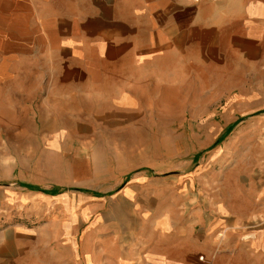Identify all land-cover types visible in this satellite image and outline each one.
<instances>
[{
    "label": "rangeland",
    "instance_id": "rangeland-1",
    "mask_svg": "<svg viewBox=\"0 0 264 264\" xmlns=\"http://www.w3.org/2000/svg\"><path fill=\"white\" fill-rule=\"evenodd\" d=\"M220 109L183 94L141 116L23 113L21 129L0 132V264H88V229L108 221L132 248L144 216L170 241L189 235L193 264H264V120ZM139 190L148 199L125 201Z\"/></svg>",
    "mask_w": 264,
    "mask_h": 264
},
{
    "label": "crops",
    "instance_id": "crops-1",
    "mask_svg": "<svg viewBox=\"0 0 264 264\" xmlns=\"http://www.w3.org/2000/svg\"><path fill=\"white\" fill-rule=\"evenodd\" d=\"M183 94L219 103L229 122L264 120V0H0V132L21 129L23 113L47 122L97 108L141 116ZM123 197L148 199L143 190ZM139 221L150 225L132 248L108 221L88 229V264H100L90 253L99 238L101 264H193L189 235L173 242L156 218Z\"/></svg>",
    "mask_w": 264,
    "mask_h": 264
},
{
    "label": "built area",
    "instance_id": "built-area-1",
    "mask_svg": "<svg viewBox=\"0 0 264 264\" xmlns=\"http://www.w3.org/2000/svg\"><path fill=\"white\" fill-rule=\"evenodd\" d=\"M191 1L192 3H200V2H204V1H220V0H189Z\"/></svg>",
    "mask_w": 264,
    "mask_h": 264
}]
</instances>
